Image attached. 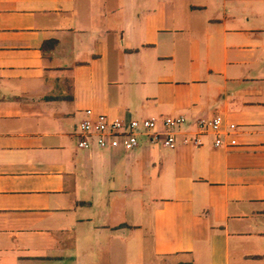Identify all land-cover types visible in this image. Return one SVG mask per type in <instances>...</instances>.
<instances>
[{
    "label": "crops",
    "instance_id": "0c3cea01",
    "mask_svg": "<svg viewBox=\"0 0 264 264\" xmlns=\"http://www.w3.org/2000/svg\"><path fill=\"white\" fill-rule=\"evenodd\" d=\"M88 110L187 124L81 150ZM0 264H264V0H0Z\"/></svg>",
    "mask_w": 264,
    "mask_h": 264
},
{
    "label": "built area",
    "instance_id": "2783aa9c",
    "mask_svg": "<svg viewBox=\"0 0 264 264\" xmlns=\"http://www.w3.org/2000/svg\"><path fill=\"white\" fill-rule=\"evenodd\" d=\"M86 115V119L76 128L77 144L81 150L98 147L100 149L132 151L140 146L141 139L166 149H175L177 132L187 124L183 117L122 121L111 119L103 114L96 115L92 110H88ZM198 127L204 132L221 134L222 119L217 117L212 120H201L198 122ZM235 129V126H230L228 131L231 132ZM223 145L221 138L215 143L218 148ZM236 146L238 143L234 139L228 144V147Z\"/></svg>",
    "mask_w": 264,
    "mask_h": 264
}]
</instances>
